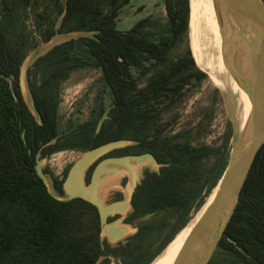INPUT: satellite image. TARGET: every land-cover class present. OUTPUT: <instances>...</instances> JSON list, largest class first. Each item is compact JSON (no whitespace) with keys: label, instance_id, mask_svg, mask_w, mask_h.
<instances>
[{"label":"trees","instance_id":"obj_1","mask_svg":"<svg viewBox=\"0 0 264 264\" xmlns=\"http://www.w3.org/2000/svg\"><path fill=\"white\" fill-rule=\"evenodd\" d=\"M131 4L0 0V264H150L201 209L221 178L231 150L230 125L216 146L192 145L179 140V134L161 137V114L180 101L192 82L206 78L190 46L172 56L189 34L190 14L195 19L192 1L163 0L165 19L158 37L148 32L151 17L119 28V16ZM28 22L44 41L82 33L54 44L28 68L27 88L36 115L18 88L20 66L33 48ZM83 67L100 69L111 102L101 112V122L95 119L59 133V84ZM224 67L229 71L228 64ZM120 139L134 144L107 156L148 152L161 164L157 172L144 173L124 222L162 211L176 217L140 224L126 242L112 246L100 238L96 207L81 198H55L35 166L36 158L57 150L86 151ZM209 158L214 162L204 169ZM43 172L51 175L48 168ZM62 182L52 176L60 195ZM164 230L163 241L152 250L149 240ZM218 247L244 264H264V143Z\"/></svg>","mask_w":264,"mask_h":264},{"label":"rangeland","instance_id":"obj_2","mask_svg":"<svg viewBox=\"0 0 264 264\" xmlns=\"http://www.w3.org/2000/svg\"><path fill=\"white\" fill-rule=\"evenodd\" d=\"M48 1L44 0V3ZM219 1L208 0L207 3L204 1V5H201V10L198 12L199 15L195 19L192 18L191 20L190 14L189 34L172 54L173 57H176L187 46H190L196 66L206 73V78L201 82H192L180 101L161 114L159 124L164 127L161 137L179 134V140L188 141L192 145L216 146L221 143L223 134L227 126L230 125L233 131L232 147L242 127L243 119L250 109V102L247 96L248 90H245L246 78H248L249 82V71H251V74L254 73L255 66L248 58L242 59L243 50L237 44L225 42L222 45V41L218 40V37H221V32L217 15L215 17L209 16V12H206L204 6L208 11H215L221 14L223 13L221 6L224 3L221 0ZM41 8H43L42 5ZM144 17H151V23L147 27L150 37H158L165 19L163 0H132V4L125 7L119 16V28L127 29ZM221 17L231 23L227 15ZM28 23L30 24L29 29L33 31L30 36L33 48L25 60V67L27 68L31 66L35 57L47 51L54 44L81 35V33L59 34L49 41H44L40 32L33 29L31 22ZM217 27L218 36L216 34ZM243 60L245 63H243ZM225 63L228 64L229 71L223 69ZM231 70H234L236 75L231 73ZM26 102L29 105L31 104L29 97ZM110 102L111 95L104 84L100 69L97 67H83L71 71L67 78L59 84V133H68L75 126L95 119L101 122L102 117L100 114L109 106ZM122 145H126V143ZM83 153L84 151L76 149L55 151L45 158L42 166L43 168H48L53 177L64 180L69 168ZM213 162L214 158H209L204 161L203 168H209ZM135 169L138 178H140L145 172L156 170V166L153 162L143 161L141 164L135 165ZM51 175H47V182L50 189L52 187V192L57 193L53 187ZM130 182L129 172L123 167L117 168L113 174L103 181L99 195L104 203L126 200ZM215 192L216 189L211 192L198 212L204 210ZM125 215L116 213L109 217L108 220L119 221ZM175 217L172 213L164 211L148 214L133 221L116 240H110L104 233L102 237L110 245H118L126 242L140 224L148 222L159 223L165 220L175 221ZM188 225L189 222L185 227H188ZM165 235L166 230L159 235H153L149 240V242L153 243L151 245L152 250L160 245ZM208 263L244 264L238 256L218 246L213 251ZM112 264H117V262L112 260Z\"/></svg>","mask_w":264,"mask_h":264},{"label":"water","instance_id":"obj_3","mask_svg":"<svg viewBox=\"0 0 264 264\" xmlns=\"http://www.w3.org/2000/svg\"><path fill=\"white\" fill-rule=\"evenodd\" d=\"M228 1L231 8H233L234 12L237 14L236 18H238L243 26L242 28L244 29L245 37L250 47L258 58V65L256 67L257 80L248 83L245 89L248 90L247 96L250 102V109L243 119L242 127L238 132L236 141L231 147L228 162L222 176L214 188L216 189V193L207 206L192 236L185 243L176 264H208L232 216L254 159L264 143V0ZM227 28L228 33L231 35L235 32L238 34L237 30L239 31V28L237 30L229 26H227ZM25 60L26 58L23 60L19 69L18 88L26 105L30 111L36 115L32 103L29 105L26 102V99L28 97L30 98V95L27 88L28 68L25 67ZM231 73H234V70H231ZM234 75L236 74L234 73ZM51 143H55V139L51 140L49 144ZM123 143H126V145H122ZM133 144L134 141L120 139L84 151L83 155L69 168L62 182L63 195L53 193L52 187V190L49 187L47 174L43 172L42 166L45 158H36V172L48 191L55 198L59 200L81 198L95 206L101 226L100 238L102 240L104 239L102 237L104 233L110 240L114 241L119 238L124 233L125 228L130 225V223H125L124 219L131 210L132 194L144 175L142 174V176L138 178L135 165L141 164L143 161L153 162L156 166V170L153 172H157L161 167V164L158 163L156 158L148 152L107 156V154L113 150ZM122 167L129 172L131 177L127 199L104 203L99 195L101 184L109 175L113 174L117 168ZM89 171L90 174L87 181L86 178ZM116 213H123L126 215L119 221H109V217ZM136 230L137 228L132 235Z\"/></svg>","mask_w":264,"mask_h":264},{"label":"bare ground","instance_id":"obj_4","mask_svg":"<svg viewBox=\"0 0 264 264\" xmlns=\"http://www.w3.org/2000/svg\"><path fill=\"white\" fill-rule=\"evenodd\" d=\"M191 1H192L193 13H194V16L196 17L197 15H199L198 12L201 10L200 7L201 5H203V2L202 0H191ZM215 1L220 2L219 0H215ZM221 1H223L224 3L223 6H221L222 11H223V13L220 12L221 14H219V12L208 11L205 8L204 9L206 10V12H209L208 14L209 16L211 15L215 17V15H217L218 23L220 25V32H221V37H220L221 39L218 37V40L219 41L221 40L224 44L225 42H232V43L237 44L239 48L243 50L242 59H244L245 57L248 58L250 62L253 63V65L255 66V72L252 73L253 75L251 74V71H249V82H248V78H246V87H247L248 83H250L253 80H257L256 67L258 65V58L255 56L256 55L255 52L250 47L248 40L245 37L244 29L242 28L243 26L238 20V18H236L237 14L234 12L233 8H231L229 1L228 0H221ZM223 15L224 16L227 15L228 18L231 20V23H229L227 20L221 17ZM220 20H222L223 22ZM227 26H229L230 28H234L236 30L239 28V31L237 30L238 34L236 32L233 35L228 33ZM217 30H218V27L216 29V34L218 36L219 31L217 32ZM243 63H245L244 60H243ZM213 196L211 197L209 203L211 202ZM209 203L207 204V206L209 205ZM207 206L204 208V210L198 212L193 218L190 219L188 227L181 229L173 237V239L164 247V249L154 258V260L150 264H176L177 263L179 255L182 252L185 243L192 236Z\"/></svg>","mask_w":264,"mask_h":264},{"label":"flooded vegetation","instance_id":"obj_5","mask_svg":"<svg viewBox=\"0 0 264 264\" xmlns=\"http://www.w3.org/2000/svg\"><path fill=\"white\" fill-rule=\"evenodd\" d=\"M57 151H59V150H57ZM88 176V175H87ZM86 180H87V178H86Z\"/></svg>","mask_w":264,"mask_h":264}]
</instances>
